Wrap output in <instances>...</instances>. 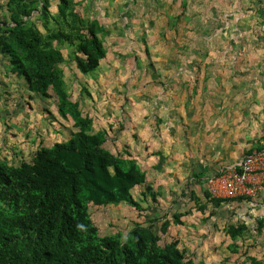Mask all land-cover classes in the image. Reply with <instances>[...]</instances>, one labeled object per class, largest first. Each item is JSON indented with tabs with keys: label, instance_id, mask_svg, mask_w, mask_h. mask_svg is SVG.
<instances>
[{
	"label": "rangeland",
	"instance_id": "rangeland-1",
	"mask_svg": "<svg viewBox=\"0 0 264 264\" xmlns=\"http://www.w3.org/2000/svg\"><path fill=\"white\" fill-rule=\"evenodd\" d=\"M8 1H0V21L12 14ZM50 1L48 17L39 14L37 0H27V5L35 6L32 20L44 39L58 31L68 36L52 44L64 56L59 66L70 100L93 118L94 132L107 130V148L123 156L130 152L144 168L155 159L154 150L164 148V137L154 141L153 129L167 132L166 119L179 109L184 108L185 122L178 125L186 129L192 118L213 115V105L225 114L232 101L241 112L249 100L259 103L264 98V0H70L65 15L59 13V0ZM94 18L106 28L100 32L106 55L95 72L83 74L74 55L79 35ZM49 94L31 92L25 79L12 73L9 57L0 53V160L11 165L32 162L40 147L67 141L78 130L71 117L60 115L53 88ZM200 122L196 127L203 132ZM213 126L207 121L211 135ZM169 132L172 136L171 128ZM192 188L190 183L185 191L175 189V195L168 190L174 197L168 201L161 193L156 199L145 196V186L140 185L132 193L141 211L125 202L90 204L89 211L101 237L125 236L135 223L149 225L159 218L153 228L161 245L178 240L195 262L247 264L244 255H235L236 246H228L225 235L227 225L246 222V217L231 213L229 206L220 210L218 236H186L176 225L174 216L182 210H201L209 214L206 219L218 212L204 204V191ZM164 216L171 220L165 234L160 231ZM238 242H245V236ZM237 245L238 253L245 251V243Z\"/></svg>",
	"mask_w": 264,
	"mask_h": 264
},
{
	"label": "trees",
	"instance_id": "trees-1",
	"mask_svg": "<svg viewBox=\"0 0 264 264\" xmlns=\"http://www.w3.org/2000/svg\"><path fill=\"white\" fill-rule=\"evenodd\" d=\"M37 3L39 14L48 17L51 1ZM7 5L12 14L0 21V53L9 57L12 73L23 77L31 92L49 96L53 88L60 115L71 117L78 130L67 141L40 147L32 162L0 160V264H205L187 257L178 240L161 245L153 228L159 218L149 225L135 223L125 236H100L90 204L125 202L141 211L132 191L147 183L146 171L130 152L123 156L107 148V130L94 132L93 118L70 100L59 66L64 56L52 44L68 36L58 31L44 39L32 20L34 5L27 0H9ZM58 7L65 15L70 0H59ZM100 32L106 28L94 18L78 37L74 60L83 74L95 72L106 55ZM143 194L157 196L149 185ZM205 196L214 206L230 201L214 198L206 189ZM180 217L175 214L176 224ZM162 218L160 231L165 234L171 220ZM226 228L233 239L252 229L246 222ZM251 264L264 263L253 257Z\"/></svg>",
	"mask_w": 264,
	"mask_h": 264
},
{
	"label": "crops",
	"instance_id": "crops-1",
	"mask_svg": "<svg viewBox=\"0 0 264 264\" xmlns=\"http://www.w3.org/2000/svg\"><path fill=\"white\" fill-rule=\"evenodd\" d=\"M198 105L199 102H197V107ZM226 106L229 107L227 108L229 111H225L224 114L221 112V108L213 105V115L205 113L200 119L199 116L197 119L192 118L191 126L186 128L187 130L178 125L185 122V118L182 117L184 108L179 109L176 112L178 115L175 114V116L166 119L167 132L163 129L161 131L153 129L152 138L154 141H161L159 137H164L162 142L164 148L154 150L155 159L151 160L148 169L141 166L147 175V183L144 186H151L157 197L161 193L163 199L168 198V201L174 198L168 196V190L173 191V195H175L177 193L174 191L184 190L190 183L196 192H205V186L201 182H204L208 176L218 173L226 166L236 164L248 152L264 147V98H261L259 103L249 100L241 112L238 111L239 106L234 105L232 101H229ZM199 121H201L200 128L205 127L203 132H200V129L196 127ZM207 121L208 124L210 121L214 123L212 135L207 130ZM170 128L173 131L172 136L169 132ZM195 134H202L201 138H204L200 140ZM149 196L152 195L149 194ZM229 200V202L214 206L205 197L203 198L204 204L207 207L211 205L215 207V210L218 211L216 215L212 213L211 218L206 219L209 214H204L201 210L193 209V213L182 210L178 213L181 215V223L176 225L183 228L186 236L203 235L204 232L208 235L213 232V236H218L216 233H220L222 224L220 210L229 206L231 213L235 211L240 216H245L246 224L251 227L260 225V229H249L243 235L245 242H238L240 237L233 239L226 233L225 235H228L230 240L228 246L231 249L236 246L233 249L235 255L240 254L241 258L244 255L243 259L249 260L247 264H251L253 257L264 263V190L253 200ZM206 222H208L207 225ZM244 243L245 251L238 253L239 246L237 244L243 245ZM232 256L234 255L231 254L230 257ZM236 258H232L233 261ZM234 264L236 263L234 262Z\"/></svg>",
	"mask_w": 264,
	"mask_h": 264
},
{
	"label": "built area",
	"instance_id": "built-area-1",
	"mask_svg": "<svg viewBox=\"0 0 264 264\" xmlns=\"http://www.w3.org/2000/svg\"><path fill=\"white\" fill-rule=\"evenodd\" d=\"M214 198L253 200L264 190V147L245 154L204 181Z\"/></svg>",
	"mask_w": 264,
	"mask_h": 264
}]
</instances>
